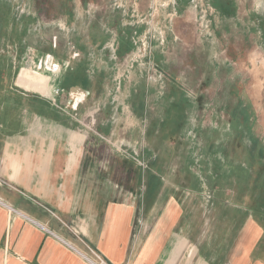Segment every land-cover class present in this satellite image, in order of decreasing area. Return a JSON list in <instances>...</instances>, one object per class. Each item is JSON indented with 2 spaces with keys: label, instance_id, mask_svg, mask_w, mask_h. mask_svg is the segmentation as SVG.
Here are the masks:
<instances>
[{
  "label": "rangeland",
  "instance_id": "1",
  "mask_svg": "<svg viewBox=\"0 0 264 264\" xmlns=\"http://www.w3.org/2000/svg\"><path fill=\"white\" fill-rule=\"evenodd\" d=\"M17 79L86 91L84 128L164 177L198 238L264 226V0H0V90Z\"/></svg>",
  "mask_w": 264,
  "mask_h": 264
},
{
  "label": "crops",
  "instance_id": "2",
  "mask_svg": "<svg viewBox=\"0 0 264 264\" xmlns=\"http://www.w3.org/2000/svg\"><path fill=\"white\" fill-rule=\"evenodd\" d=\"M41 86L0 90V264H264L260 222L198 238L164 177L84 128L72 109L86 91L61 107ZM97 129L116 137L110 118Z\"/></svg>",
  "mask_w": 264,
  "mask_h": 264
},
{
  "label": "built area",
  "instance_id": "3",
  "mask_svg": "<svg viewBox=\"0 0 264 264\" xmlns=\"http://www.w3.org/2000/svg\"><path fill=\"white\" fill-rule=\"evenodd\" d=\"M96 256V260H92L86 257V260L90 263V264H107L106 261L104 259H102L97 253H94Z\"/></svg>",
  "mask_w": 264,
  "mask_h": 264
},
{
  "label": "bare ground",
  "instance_id": "4",
  "mask_svg": "<svg viewBox=\"0 0 264 264\" xmlns=\"http://www.w3.org/2000/svg\"><path fill=\"white\" fill-rule=\"evenodd\" d=\"M253 230V229H252ZM253 234V233H252Z\"/></svg>",
  "mask_w": 264,
  "mask_h": 264
},
{
  "label": "water",
  "instance_id": "5",
  "mask_svg": "<svg viewBox=\"0 0 264 264\" xmlns=\"http://www.w3.org/2000/svg\"><path fill=\"white\" fill-rule=\"evenodd\" d=\"M72 102V101H71Z\"/></svg>",
  "mask_w": 264,
  "mask_h": 264
}]
</instances>
